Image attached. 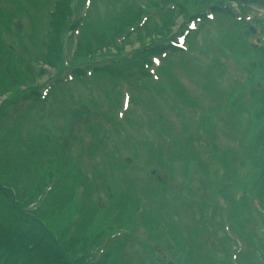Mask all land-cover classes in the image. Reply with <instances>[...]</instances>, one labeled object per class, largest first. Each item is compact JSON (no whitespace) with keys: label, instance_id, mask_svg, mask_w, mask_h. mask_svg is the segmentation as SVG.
<instances>
[{"label":"rangeland","instance_id":"rangeland-1","mask_svg":"<svg viewBox=\"0 0 264 264\" xmlns=\"http://www.w3.org/2000/svg\"><path fill=\"white\" fill-rule=\"evenodd\" d=\"M239 1L0 0V223L71 264H264V5Z\"/></svg>","mask_w":264,"mask_h":264},{"label":"trees","instance_id":"trees-1","mask_svg":"<svg viewBox=\"0 0 264 264\" xmlns=\"http://www.w3.org/2000/svg\"><path fill=\"white\" fill-rule=\"evenodd\" d=\"M244 1H249V2H255L259 3L260 5H264V0H240L239 2H244ZM218 4L219 6H215L214 8L218 11H221V13L224 14H229L232 13V10L229 6ZM59 6H54L52 9L51 13V19L56 23L58 22V14H59ZM181 11V9H180ZM183 15V12H177V17ZM175 17V18H177ZM174 23V18L172 16V21ZM169 22H166L167 24ZM56 25L53 24L51 25V31L49 32V38L54 37L56 38ZM165 26V25H164ZM165 28L170 29L169 25L165 26ZM159 30L156 28L155 25L151 29H149V36L153 35H158ZM172 50L173 47H170ZM164 50H169V48L164 47ZM163 49H158L156 48V51L160 52ZM264 54V50L262 52ZM48 56L47 54H45ZM3 72L8 74V75H13L15 72V67L11 65L6 64V68L3 69ZM82 73L83 70L81 71ZM264 101V100H263ZM1 189V188H0ZM18 223V222H17ZM52 241L54 244H57L56 240L52 236H47L45 242H42L41 239L38 241H34L33 238L29 237L25 231L22 230V226H10L8 229L5 227V224L0 223V250L3 252L5 251H10V252H17L19 247L24 244V247L26 248L27 254H26V259H23V262L25 261V264H71L65 257L64 253L57 250L53 244H49L50 241ZM0 264H12V262H5L4 263V257L0 253Z\"/></svg>","mask_w":264,"mask_h":264},{"label":"water","instance_id":"water-1","mask_svg":"<svg viewBox=\"0 0 264 264\" xmlns=\"http://www.w3.org/2000/svg\"><path fill=\"white\" fill-rule=\"evenodd\" d=\"M126 160H127V161H131V159H130V158H127Z\"/></svg>","mask_w":264,"mask_h":264}]
</instances>
